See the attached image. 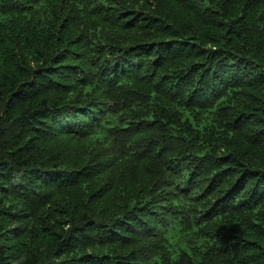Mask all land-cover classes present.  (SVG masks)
<instances>
[{
    "label": "trees",
    "instance_id": "obj_1",
    "mask_svg": "<svg viewBox=\"0 0 264 264\" xmlns=\"http://www.w3.org/2000/svg\"><path fill=\"white\" fill-rule=\"evenodd\" d=\"M0 264H264V0H0Z\"/></svg>",
    "mask_w": 264,
    "mask_h": 264
}]
</instances>
